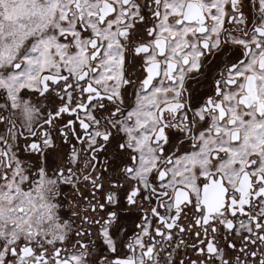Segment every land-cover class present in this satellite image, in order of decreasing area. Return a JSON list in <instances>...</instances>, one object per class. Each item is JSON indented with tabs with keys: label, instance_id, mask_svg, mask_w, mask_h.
Masks as SVG:
<instances>
[{
	"label": "snow or ice",
	"instance_id": "snow-or-ice-1",
	"mask_svg": "<svg viewBox=\"0 0 264 264\" xmlns=\"http://www.w3.org/2000/svg\"><path fill=\"white\" fill-rule=\"evenodd\" d=\"M0 264H264V0H0Z\"/></svg>",
	"mask_w": 264,
	"mask_h": 264
}]
</instances>
